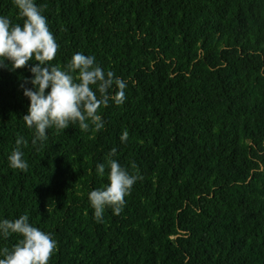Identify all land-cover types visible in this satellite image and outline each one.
Wrapping results in <instances>:
<instances>
[{
    "label": "trees",
    "instance_id": "16d2710c",
    "mask_svg": "<svg viewBox=\"0 0 264 264\" xmlns=\"http://www.w3.org/2000/svg\"><path fill=\"white\" fill-rule=\"evenodd\" d=\"M34 3L59 46L50 65L94 56L126 99L98 110L99 131L52 127L33 145L22 117L35 62L0 67V220L50 233L49 264H264V0ZM0 16L23 24L13 0ZM21 137L26 171L8 159ZM109 159L140 178L97 221L88 195ZM19 239L0 235V249Z\"/></svg>",
    "mask_w": 264,
    "mask_h": 264
},
{
    "label": "clouds",
    "instance_id": "9594fccd",
    "mask_svg": "<svg viewBox=\"0 0 264 264\" xmlns=\"http://www.w3.org/2000/svg\"><path fill=\"white\" fill-rule=\"evenodd\" d=\"M13 3L23 18V24H13L9 18L0 16V67L7 68L10 64L11 70H16L25 67L29 61L35 62L30 69L32 79L25 81L32 87L23 91L30 103L27 115L22 117L27 127L35 130L32 144L45 141L46 130L52 127L59 131L78 123L82 131H88L90 127L95 131L102 129L104 121L98 110L102 106L107 107L110 100L117 105L122 104L126 99L124 90L127 82L113 71L105 72L95 63L94 56L80 52L71 57L64 69L50 65L59 46L41 8L34 0H13ZM46 89H50L47 94ZM127 136L125 131L121 139L127 140ZM22 143H26L22 137L16 140L17 147L8 159L10 167L26 171L28 164L19 147ZM115 151L113 149L110 155H114ZM107 167V185L92 190L88 195L97 221L102 220L106 207L119 215L125 197L140 178L131 175L114 159L107 161ZM96 170L103 175L105 164H98ZM11 234L21 239L11 249H0V256L3 257L0 264H49L57 250V242L52 235L29 223L27 215L14 220H0V235L8 238Z\"/></svg>",
    "mask_w": 264,
    "mask_h": 264
}]
</instances>
